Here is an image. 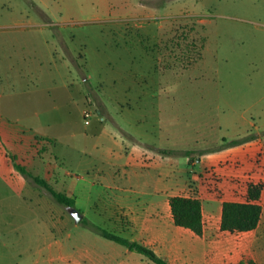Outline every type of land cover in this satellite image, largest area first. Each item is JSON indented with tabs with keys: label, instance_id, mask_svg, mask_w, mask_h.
I'll return each mask as SVG.
<instances>
[{
	"label": "rangeland",
	"instance_id": "374dc122",
	"mask_svg": "<svg viewBox=\"0 0 264 264\" xmlns=\"http://www.w3.org/2000/svg\"><path fill=\"white\" fill-rule=\"evenodd\" d=\"M260 136L264 0H0V264L50 243L63 264L67 220L74 245L97 234L20 167L79 212L165 164L179 193L219 195L250 159L230 148Z\"/></svg>",
	"mask_w": 264,
	"mask_h": 264
},
{
	"label": "crops",
	"instance_id": "0c3cea01",
	"mask_svg": "<svg viewBox=\"0 0 264 264\" xmlns=\"http://www.w3.org/2000/svg\"><path fill=\"white\" fill-rule=\"evenodd\" d=\"M121 129L125 131L122 127ZM230 150H233L234 154L230 155L232 158L230 162L227 161V165L231 164L236 168L244 154L249 156L250 153V159L245 171H232L228 174L231 180L223 183V192L219 195L204 192L202 188H198L199 195L195 196L179 193V188L184 183L173 180L171 175L177 173L178 169L165 164L158 175L144 177L143 181L142 178L127 175L125 182L123 180L120 182L128 185L116 184L118 181H114L113 185L110 181L107 186L109 190L96 195L94 198L96 201L89 204V211H80L82 219L90 215L88 221L91 224L150 247L170 264H239L248 260L264 264V136L232 147ZM151 160L153 158L149 159ZM205 160L206 156L203 155L199 161H194L193 166L204 163ZM223 160L229 159L225 157ZM214 162H217L215 163L217 165L222 163L217 160ZM130 166V163L129 166L126 165ZM152 167L150 163L139 166L143 169ZM232 176L243 177L242 182L234 183ZM252 184L262 185L258 203L262 205L263 212L259 225L247 232L223 231L221 228L223 203L248 202L249 186ZM70 192L71 198L78 206L79 197L73 192L72 187ZM173 196L195 197L202 200L204 219L202 236L175 225L170 206V198ZM77 225L76 222L74 226L78 227ZM66 227L64 255L61 256L63 264H154L143 255L132 252L99 234H95L89 241L82 240L80 245H74L72 244L74 229L69 227L68 220ZM55 244L50 243L48 254L37 257L34 264H55L56 257L51 253Z\"/></svg>",
	"mask_w": 264,
	"mask_h": 264
},
{
	"label": "trees",
	"instance_id": "16d2710c",
	"mask_svg": "<svg viewBox=\"0 0 264 264\" xmlns=\"http://www.w3.org/2000/svg\"><path fill=\"white\" fill-rule=\"evenodd\" d=\"M205 42V41H204ZM245 140L232 141L231 145H238ZM165 153V152H164ZM191 151L186 152L187 156ZM20 170L28 177L32 178L38 185L44 187L62 205L68 208H75V200L70 196L57 192L44 179L34 177L32 174L20 167ZM262 185L249 186V201L246 203L224 202L222 209L223 231L247 232L257 228L261 220L263 207L258 203L261 197ZM171 212L176 226L191 230L195 234L202 236L204 232L203 204L202 200L195 197L173 196L170 198ZM88 224L91 229L102 237L127 247L132 252L143 255L154 264H170L166 259L160 257L153 249L143 244L130 241L113 232L105 230L99 226L91 224L86 218L82 222ZM239 264H256L254 261H242Z\"/></svg>",
	"mask_w": 264,
	"mask_h": 264
},
{
	"label": "water",
	"instance_id": "95a60500",
	"mask_svg": "<svg viewBox=\"0 0 264 264\" xmlns=\"http://www.w3.org/2000/svg\"><path fill=\"white\" fill-rule=\"evenodd\" d=\"M69 211L77 223H79L82 220L83 216L82 214H80V212L77 209L70 208Z\"/></svg>",
	"mask_w": 264,
	"mask_h": 264
},
{
	"label": "built area",
	"instance_id": "2783aa9c",
	"mask_svg": "<svg viewBox=\"0 0 264 264\" xmlns=\"http://www.w3.org/2000/svg\"><path fill=\"white\" fill-rule=\"evenodd\" d=\"M91 116H92V113L89 110H86L84 112V119H85L86 124H90L89 119L91 118ZM101 121H104V118H101Z\"/></svg>",
	"mask_w": 264,
	"mask_h": 264
}]
</instances>
